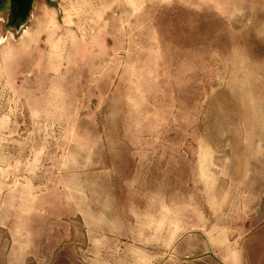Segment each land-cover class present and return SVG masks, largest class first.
<instances>
[{"label": "rangeland", "instance_id": "374dc122", "mask_svg": "<svg viewBox=\"0 0 264 264\" xmlns=\"http://www.w3.org/2000/svg\"><path fill=\"white\" fill-rule=\"evenodd\" d=\"M0 3V264H264V0Z\"/></svg>", "mask_w": 264, "mask_h": 264}, {"label": "water", "instance_id": "95a60500", "mask_svg": "<svg viewBox=\"0 0 264 264\" xmlns=\"http://www.w3.org/2000/svg\"><path fill=\"white\" fill-rule=\"evenodd\" d=\"M2 0H0L1 3ZM34 0H9V15L6 26L14 25L16 28L27 19ZM49 4L57 6L55 1L47 0Z\"/></svg>", "mask_w": 264, "mask_h": 264}]
</instances>
